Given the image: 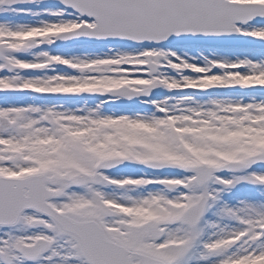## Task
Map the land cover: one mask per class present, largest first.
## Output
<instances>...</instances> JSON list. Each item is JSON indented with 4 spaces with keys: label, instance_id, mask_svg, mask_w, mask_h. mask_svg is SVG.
I'll use <instances>...</instances> for the list:
<instances>
[{
    "label": "snow or ice",
    "instance_id": "snow-or-ice-1",
    "mask_svg": "<svg viewBox=\"0 0 264 264\" xmlns=\"http://www.w3.org/2000/svg\"><path fill=\"white\" fill-rule=\"evenodd\" d=\"M0 264H264V0H0Z\"/></svg>",
    "mask_w": 264,
    "mask_h": 264
}]
</instances>
